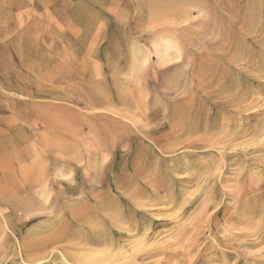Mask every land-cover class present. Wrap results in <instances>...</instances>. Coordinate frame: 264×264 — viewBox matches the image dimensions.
I'll use <instances>...</instances> for the list:
<instances>
[{"label":"rangeland","instance_id":"obj_1","mask_svg":"<svg viewBox=\"0 0 264 264\" xmlns=\"http://www.w3.org/2000/svg\"><path fill=\"white\" fill-rule=\"evenodd\" d=\"M0 264H264V0H0Z\"/></svg>","mask_w":264,"mask_h":264}]
</instances>
